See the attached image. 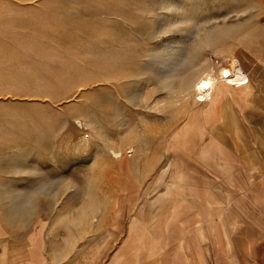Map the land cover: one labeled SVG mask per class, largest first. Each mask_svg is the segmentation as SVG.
<instances>
[{"label": "rangeland", "instance_id": "374dc122", "mask_svg": "<svg viewBox=\"0 0 264 264\" xmlns=\"http://www.w3.org/2000/svg\"><path fill=\"white\" fill-rule=\"evenodd\" d=\"M29 245L264 264V0H0V264Z\"/></svg>", "mask_w": 264, "mask_h": 264}, {"label": "crops", "instance_id": "0c3cea01", "mask_svg": "<svg viewBox=\"0 0 264 264\" xmlns=\"http://www.w3.org/2000/svg\"><path fill=\"white\" fill-rule=\"evenodd\" d=\"M246 77H247V82L245 83V84H243V85H241L240 87H238V88H242V87H244V86H247L248 85V83H249V78H248V75H246ZM237 87H232V88H230L229 89V91L227 92V94H225V96H223L222 98H220V100L219 101H221V100H223L225 97H230L231 95V93L230 92H232V91H234V90H236V91H238L237 89H238ZM215 105H214V114H215V110L218 108V106H219V103H214ZM222 159H224V158H221L220 160H222ZM30 246V248L27 250L28 252H27V256H31L30 258H31V260H27L26 261V263L25 262H23L22 264H38V260L36 259V257H38V255H39V253H41L39 250L37 251L36 249L37 248H35L34 247V245H29ZM22 249V248H21ZM21 256H26V255H24V253L23 252H21V254H20ZM2 256H5V260H4V263L5 264H12V257L14 256V250H5V254L4 255H2ZM31 261V262H30ZM36 262V263H35Z\"/></svg>", "mask_w": 264, "mask_h": 264}, {"label": "bare ground", "instance_id": "6f19581e", "mask_svg": "<svg viewBox=\"0 0 264 264\" xmlns=\"http://www.w3.org/2000/svg\"><path fill=\"white\" fill-rule=\"evenodd\" d=\"M229 71L231 72V73H233V74H235L236 73V71L232 68V69H229ZM235 72V73H234ZM227 73H229V72H226V71H223L222 72V77L220 76L219 78L221 79V80H223V75L224 74H227ZM223 81H225V82H227V83H230V84H232L234 87H236V83L234 82V80H232V78H230V76L226 79V80H223ZM119 155V154H118ZM117 155V156H118Z\"/></svg>", "mask_w": 264, "mask_h": 264}, {"label": "built area", "instance_id": "2783aa9c", "mask_svg": "<svg viewBox=\"0 0 264 264\" xmlns=\"http://www.w3.org/2000/svg\"><path fill=\"white\" fill-rule=\"evenodd\" d=\"M233 66H235V65H233ZM228 70H229V68H228ZM245 76H246V74H245ZM228 77H229V73L224 74L223 75V80H226ZM246 82H247V78L245 79L244 83H246Z\"/></svg>", "mask_w": 264, "mask_h": 264}]
</instances>
